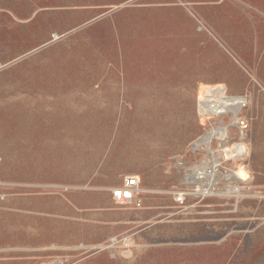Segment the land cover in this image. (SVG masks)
Listing matches in <instances>:
<instances>
[{
    "label": "rangeland",
    "instance_id": "obj_1",
    "mask_svg": "<svg viewBox=\"0 0 264 264\" xmlns=\"http://www.w3.org/2000/svg\"><path fill=\"white\" fill-rule=\"evenodd\" d=\"M263 50L264 0H0V264H264Z\"/></svg>",
    "mask_w": 264,
    "mask_h": 264
},
{
    "label": "bare ground",
    "instance_id": "obj_2",
    "mask_svg": "<svg viewBox=\"0 0 264 264\" xmlns=\"http://www.w3.org/2000/svg\"><path fill=\"white\" fill-rule=\"evenodd\" d=\"M197 110L198 113L208 115V116H220L225 113H230L232 116L231 124H236L237 118V108L240 105L245 103V99L243 98H227L224 93L223 86H209L205 87L202 93L197 97ZM236 126V125H235ZM225 130L221 127L211 130L208 134L201 137L198 142L195 144V147L198 145H203L207 147L213 137L219 138L221 141H224ZM224 155L226 158L238 159L244 154L239 147L235 149H230L226 147L224 150ZM204 176H209V174H203ZM234 178L245 177L246 172L242 169L232 174ZM239 188V187H238ZM238 188H231L232 191L238 192L240 191ZM198 195H209L210 192L208 190H202ZM128 240L125 242L124 245L127 246ZM107 248V247H101Z\"/></svg>",
    "mask_w": 264,
    "mask_h": 264
},
{
    "label": "built area",
    "instance_id": "obj_3",
    "mask_svg": "<svg viewBox=\"0 0 264 264\" xmlns=\"http://www.w3.org/2000/svg\"><path fill=\"white\" fill-rule=\"evenodd\" d=\"M121 185L110 189L112 200L119 205L138 204V178L133 175H125L122 177ZM176 200L181 199V195H176Z\"/></svg>",
    "mask_w": 264,
    "mask_h": 264
},
{
    "label": "crops",
    "instance_id": "obj_4",
    "mask_svg": "<svg viewBox=\"0 0 264 264\" xmlns=\"http://www.w3.org/2000/svg\"><path fill=\"white\" fill-rule=\"evenodd\" d=\"M252 12H254V13H252V15H251V19H256L258 22H259V17H258V14L259 13H261L262 12V10H261V8H260V6L258 5V6H256V7H254L253 8V10H252ZM203 13L206 15V13H205V11H203ZM207 16V15H206ZM217 33V35H220L221 34V31L220 32H216ZM264 51V50H263ZM257 57L258 58H260V63H258V65L257 66H260V65H263L264 64V52H260V54L259 55H257ZM256 66V67H257ZM231 74V73H230ZM262 74V76H261V78H260V80L262 79V80H264V72L263 73H261ZM140 81H142V80H140ZM143 81L145 82V78H143ZM227 82L229 81V80H226ZM222 86V85H221ZM8 112V111H7ZM9 113V112H8ZM21 115V114H20Z\"/></svg>",
    "mask_w": 264,
    "mask_h": 264
}]
</instances>
